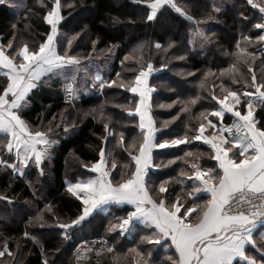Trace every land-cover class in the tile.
<instances>
[{
    "label": "trees",
    "instance_id": "16d2710c",
    "mask_svg": "<svg viewBox=\"0 0 264 264\" xmlns=\"http://www.w3.org/2000/svg\"><path fill=\"white\" fill-rule=\"evenodd\" d=\"M8 1L0 3V43L6 45L9 40H13L14 46L19 47L27 42L29 48L34 49L50 32V26L42 19L47 8L38 4L37 0H24L23 8L16 11ZM45 3L48 8L51 7L49 0H45ZM176 3L201 23L209 22L206 34L210 41H204V52H199L192 46L195 28L193 22L169 6L161 10L162 14H158L155 21H147L148 9L142 4L133 3V0H61L64 20L59 26L60 31L68 38L75 37L70 54L82 58L91 56L92 59L96 55H109L112 51L114 54L108 72H103V76L109 81L116 80L117 84L101 90L98 84L95 87L88 81L86 85L83 84L79 73L76 86L80 94L73 103L65 100L63 80L56 77H46L29 94L31 102L23 109V118L33 127L51 126L54 131L52 139L57 140L58 144L51 149L50 159H46L41 165L44 168L42 176L39 175L38 167L31 163L25 168L23 177L13 175L10 169L0 168V194L13 198V203L0 199V250H3V243L7 240L13 253L11 256L0 257V264H44L45 260L47 264H75L71 254L77 242L96 235L109 237L115 245V253H125L135 245L145 255L151 250L153 258L150 264H161V260L167 255L175 257L174 251L166 252L160 246L153 247L141 241L140 237L147 234L143 228L131 236L121 235L119 230L108 231L109 222L117 223L116 217L126 215L131 210L130 206L113 205L108 214L94 213L86 218L72 232V241L68 240L70 242H66L64 248L62 242L65 239L58 224L74 219L80 213L82 202L67 190L66 181L75 183L78 179L94 175L83 164L90 165L99 158V148L104 146L101 138L106 134L104 124L108 123L117 133L123 132L126 145L133 138L137 141L141 139L138 115L134 114L133 118L121 107H133L138 101V95L127 88H120L119 84L132 83L147 61H151L153 67L159 70L150 78V84L157 88L152 95L151 105L159 130L158 142L171 140L185 133L192 136L200 122L199 113L204 110L212 111L216 107V102L212 99L213 91L217 96L223 95L217 76L219 70L227 69L235 61L231 54L237 51V41L241 42V47H247L248 52L254 54V58H249L248 62L256 72L257 79L262 78L264 42L249 43L242 40V36L255 39L261 34L254 27L261 22L258 9L247 4V0H176ZM213 5L221 8V11L215 12ZM156 42L163 47L155 48ZM170 42L174 44L168 48ZM142 43L144 47L138 48ZM58 44L63 53L66 45L64 36L58 37ZM196 45L201 46L199 41ZM126 56L130 58L125 60ZM237 66L245 76L250 77L251 73L246 65L241 63ZM209 70L213 74L205 77L204 73ZM117 73L120 74L119 77ZM223 82L234 90L241 87L230 84L227 75L223 77ZM6 84L7 78L0 73V90ZM214 84L217 85L215 89L212 88ZM196 96H199V100L195 104L189 103L190 111L180 112L179 101H189ZM173 101L177 103L173 104ZM101 105L105 113L103 118L99 117ZM255 107L256 118L264 119V106ZM242 108L243 111L246 109ZM174 116L177 117L175 120L172 119ZM232 118L227 116L225 119L230 122ZM49 121H52L51 125ZM64 124L69 125L67 131ZM105 150L111 152L114 158L116 168L112 170V177L117 182L120 180V173L125 176L128 174L133 162L127 151L122 150L111 137ZM185 153L192 155L185 156ZM213 155L214 152L208 145L196 140L190 144L157 149L153 153V163L158 167L149 170L147 183L153 188L161 181H168L166 186L169 201L175 200L177 196L184 197L187 191L193 189L191 163H199L203 168H214ZM0 156L10 161L15 159L14 154H8L2 146ZM175 157H183V160L169 164L168 161ZM112 162L109 161V167ZM203 200H207V196H200L194 202L200 203ZM46 205L52 206L51 212L46 210ZM41 212L44 217L42 221L33 220L29 223L31 218ZM25 231L37 237L38 242L24 237ZM258 245L264 246V241L259 239ZM248 252L257 255L251 246ZM133 259L131 256L129 260L135 262ZM123 263L119 260V264ZM234 264L244 262L237 259Z\"/></svg>",
    "mask_w": 264,
    "mask_h": 264
},
{
    "label": "snow or ice",
    "instance_id": "6c2138e0",
    "mask_svg": "<svg viewBox=\"0 0 264 264\" xmlns=\"http://www.w3.org/2000/svg\"><path fill=\"white\" fill-rule=\"evenodd\" d=\"M4 2L5 0H0V3ZM49 2L50 8L45 0H37L38 4L47 8L42 19L50 26V32L46 34L43 42L34 49H30L27 42L19 47L14 46L13 40H9L6 45L0 43V73L7 78L6 86L0 90V146L15 157L10 161L0 156V168L10 169L13 175L21 177L25 175V168L30 163L38 167L39 175L42 176L44 168L41 165L46 159H50L51 149L58 144L57 140L52 139L54 131L51 126L33 127L23 118L21 113L31 102L28 99L29 94L39 87V83L46 77H56L63 80L65 98L71 101L80 94L76 86L78 74L81 71L85 74L88 72V68L83 66V60L88 59L91 63V56L82 58L70 54L69 50L75 37L68 38L60 31L59 26L64 20L61 0ZM133 3L142 4L148 9L147 21H155L158 14H162L161 10L169 6L193 22L194 37L205 42L210 41V37L199 27L201 21L190 15L176 0H133ZM247 4L259 10L261 22L256 23L254 27L260 30L261 34L255 39L242 36V40L249 43L264 42V0H247ZM213 10L220 12L221 8L213 5ZM60 36L66 39L63 53L57 42ZM173 44L174 42H170L168 48ZM137 47L142 49L144 44ZM154 47L160 49L163 46L156 42ZM235 47L237 51L231 54L235 61L227 69L219 70L217 76L223 95L217 96L213 91L212 99L216 102V107L212 111L204 110L199 113L200 122L192 136L185 133L171 140L157 141L158 129L151 114V94L154 88L149 85L148 78L159 70L153 67L151 61H147L146 66L140 68L132 83L119 84L120 88H127L131 93L138 94V101L133 107H121L133 118L134 114H138V127L142 137L139 141L133 138L126 145L123 132L117 133L108 123L104 124L106 134L101 138L104 146L99 148V158L90 165L83 164L85 169H91L95 175L78 179L75 183L66 181L67 190L82 202V207L74 219L58 224L63 238L72 239L70 233L94 213L108 214L113 205L131 206L126 215L116 217L117 223L109 222L108 231L114 232L118 229L121 235H133L140 228L145 229L147 234L140 237L141 241L175 253V257L165 256L161 264H234L238 258L244 264H264V246L258 245L254 238L258 226L264 225V119H257L254 115L256 105L264 106V69L261 70L262 78L258 80L256 72L248 62L249 58H254V54L248 52L247 47H241L240 41H237ZM8 50H12L13 54L9 55ZM129 58L126 56L125 60ZM121 63L123 64V61ZM241 63L247 66L250 77L245 76L237 66ZM212 74L209 70L204 76ZM119 75L117 73L118 77ZM225 75L229 76L230 84L241 87L234 90L225 84ZM93 81V87L98 81L101 90L117 84L116 80L105 79L99 69ZM216 87L215 84L212 86L213 89ZM248 88L252 90L249 91ZM198 100L199 96L192 97L189 101H179L180 112L188 113L189 103L195 104ZM175 103L177 101H173V104ZM241 107H245L246 111H241ZM100 108L99 117L103 118V105ZM226 113H231L233 117L229 125L223 123ZM209 117L218 119L214 122ZM176 118L172 117L173 120ZM61 122L63 123V119ZM48 123L51 125L52 121ZM64 127L67 131L69 125L64 124ZM109 137L116 140L122 150L127 151L133 162L128 174L125 176L120 173V180L117 182H114L112 177V170L116 168L114 158L111 152L105 150ZM193 140L203 141L211 146L217 168H203L199 163L192 162L191 179L194 188L187 191L184 197L177 196L175 200L169 201L166 186L168 181H161L153 188L147 183L149 169L158 167L153 163V149L190 144ZM190 155L192 153H185V156ZM176 160H183V157H175L168 163H175ZM109 161H113L111 167ZM198 194H207L210 198L196 203L194 201L200 199ZM0 199L13 203V198L8 195L0 194ZM45 208L49 212L52 211L51 205H46ZM43 219L41 212L31 218L29 223ZM23 236L38 242L37 237L30 235L28 231H25ZM259 236L264 240V231L260 232ZM98 242L101 245L99 248L91 247L94 242L89 241H82L77 246V264L81 259H89L92 253L96 254V264H99V258L105 251L114 252V246H108L107 240L101 239ZM249 246L257 255L249 254ZM136 254V264H150L153 258L151 250L147 252L146 257L138 250ZM5 255H13L7 240L3 243V250H0V257ZM44 264H47V260Z\"/></svg>",
    "mask_w": 264,
    "mask_h": 264
},
{
    "label": "rangeland",
    "instance_id": "374dc122",
    "mask_svg": "<svg viewBox=\"0 0 264 264\" xmlns=\"http://www.w3.org/2000/svg\"><path fill=\"white\" fill-rule=\"evenodd\" d=\"M9 5L12 6V8H14L16 11H20L22 8H23V4H24V0H9L8 1ZM208 21V20H206ZM209 22H205L203 21L201 24H200V28H202L204 30V32L206 33V30L208 29V24ZM194 40H192V46L195 50L199 51V52H204L205 51V45L200 47L198 45H196V43H198V41L200 42L201 45L204 44V41L198 37H193ZM58 42V41H57ZM195 44H194V43ZM9 52V55H12L13 52L11 50H8ZM113 52L111 51L109 53V55H96L94 56L92 59H91V63H89V61L87 62H82L83 63V66L87 67L88 68V72L85 74L83 71H81V77L80 78H83V84H87V81L88 83H91L92 86H93V78H94V75L97 71V69H99L100 71V74L103 76V72L107 71L108 72V69H109V65H110V61L112 60L113 58ZM104 77V76H103ZM99 86V82L96 81L95 82V85ZM64 95H65V92H64ZM76 98V97H75ZM75 100V99H74ZM74 102V101H73ZM71 102V103H73ZM115 223V222H114ZM118 230V229H117ZM264 231V227L263 225H259L257 230H256V233L254 234V238L257 240V243L259 244V239L261 240L260 236H259V233ZM71 236L72 233H70ZM127 235V234H126ZM127 236H131V235H127ZM259 238V239H257ZM65 239V238H63ZM68 240H71V239H65L64 241L65 242H62V247L64 248V245L66 244V242H70ZM72 241V240H71ZM264 241V240H263ZM131 250V251H130ZM136 250H138L139 252H141L137 245L129 248L126 250L125 253L121 252V253H115V250L114 252L110 253L107 257H106V263L108 264H119V260H120V263H121V260L124 262L123 264H136V260L138 259L137 257V254H136ZM61 253H63L61 251ZM251 255V254H250ZM133 256L134 257V261L135 262H131L129 259L130 257ZM147 255H145L146 257ZM63 257H64V254H63ZM72 264V263H71Z\"/></svg>",
    "mask_w": 264,
    "mask_h": 264
},
{
    "label": "built area",
    "instance_id": "2783aa9c",
    "mask_svg": "<svg viewBox=\"0 0 264 264\" xmlns=\"http://www.w3.org/2000/svg\"><path fill=\"white\" fill-rule=\"evenodd\" d=\"M74 99H72L71 101H69V100H66V98H65V100L67 102H70V103L73 102ZM232 119L228 123V125L232 123ZM101 239L107 240L108 241V246H114V250H115V245H114L113 241L109 237H107L105 235H96V236H92V237L83 238V239H81L80 241L77 242V244L75 245V247H74V249L72 251V254H71L72 258L75 261V264H77V260H76V248H77V246H79L81 244L82 241L94 242V243L91 244V247H93V248H99V247H101V245H100V243L98 241H100ZM110 253H112V252L105 251L100 256V258H99V264H108V263H106V257ZM96 260H97L96 254L95 253H92V254H90V258L89 259H87V260L81 259L80 262H79V264H96Z\"/></svg>",
    "mask_w": 264,
    "mask_h": 264
},
{
    "label": "crops",
    "instance_id": "0c3cea01",
    "mask_svg": "<svg viewBox=\"0 0 264 264\" xmlns=\"http://www.w3.org/2000/svg\"><path fill=\"white\" fill-rule=\"evenodd\" d=\"M194 43V42H193ZM195 44V43H194ZM202 46H204V44L203 45H201L200 47H202ZM154 73V72H153ZM152 73V74H153ZM151 74V75H152ZM151 75L149 76V78H148V83H149V85L150 86H152L151 84H150V78H151ZM153 88H154V91L152 92V94H151V99H152V95H153V93H155V91L157 90V88L156 87H154V86H152ZM249 91H251V90H249ZM138 95V94H137ZM241 111H243V108L241 107ZM244 111H246V109L244 110ZM151 114H152V108H151ZM138 115V114H137ZM254 115L256 116V107H255V112H254ZM227 116H232V114L231 113H226L225 114V117H224V120H223V123L224 124H226V125H228V121H226V117ZM139 117V116H138ZM152 117H153V115H152ZM154 119V118H153ZM210 119H212V118H210ZM218 118H216V119H213L214 120V122H215V120H217ZM155 121V120H154ZM155 127H156V124H155ZM157 128V127H156ZM158 129V128H157ZM159 132V130L157 131V133ZM208 132L210 133L211 132V129H209L208 130ZM201 142H203V141H201ZM203 143H205V142H203ZM206 144V143H205ZM206 145H208V144H206ZM177 146V145H176ZM210 148H211V146L210 145H208ZM170 147H172V146H170ZM168 148V147H167ZM212 149V148H211ZM155 150H157V149H153V153H154V151ZM213 150V149H212ZM213 152H214V150H213ZM213 157H214V155H213ZM214 168H217V162L215 161V167ZM150 169H153V168H150ZM149 169V170H150ZM91 170V169H90ZM93 172V171H92ZM94 173V172H93ZM94 175H95V173H94ZM191 178V177H190ZM191 181H192V179H191ZM192 184H193V182H192ZM194 184H193V188H194ZM198 195H200V196H203V195H205V196H207V199H209L210 197L207 195V194H198ZM131 207V206H130ZM239 259V258H238ZM235 263V262H234Z\"/></svg>",
    "mask_w": 264,
    "mask_h": 264
}]
</instances>
